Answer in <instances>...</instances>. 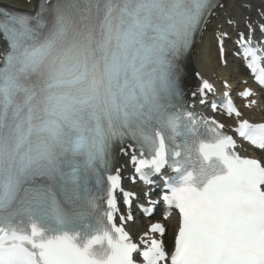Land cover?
<instances>
[{"label":"clouds","instance_id":"1","mask_svg":"<svg viewBox=\"0 0 264 264\" xmlns=\"http://www.w3.org/2000/svg\"><path fill=\"white\" fill-rule=\"evenodd\" d=\"M191 8L192 0H41L22 35L0 48V209L20 215L50 199L43 181L56 177L75 200L82 175L121 142L164 160L174 154L183 187L218 174L219 161L201 154L204 133L174 107L183 71L174 48ZM32 230L0 218L7 264H24L20 249L36 251Z\"/></svg>","mask_w":264,"mask_h":264},{"label":"snow or ice","instance_id":"2","mask_svg":"<svg viewBox=\"0 0 264 264\" xmlns=\"http://www.w3.org/2000/svg\"><path fill=\"white\" fill-rule=\"evenodd\" d=\"M217 6V0H192L188 14L189 28L174 48L175 56H184L194 46L195 35L208 22V14ZM27 15L11 18L12 35H22L19 28L25 27ZM213 86L204 81L202 92L212 91ZM251 95V93H248ZM215 107V105H213ZM229 111H235L229 101ZM239 115V113H237ZM187 116L195 124L194 114ZM213 123H215L213 121ZM223 128V125H219ZM210 141H203L200 151L206 161L215 158L220 163L216 171L203 188L185 186L165 196L168 205L179 210L182 217L178 237H173L175 251L170 255V264H264V166L255 159H242L231 151L234 140L215 128ZM239 134L264 149V124L241 123ZM135 159V158H134ZM162 153L151 161L141 160L140 167L148 164L164 163ZM227 171L223 172L222 169ZM113 189L119 184V177H112ZM114 199L109 203L115 207ZM112 218L111 215L109 217ZM131 220V217H128ZM115 234H104L111 248L107 264H134L133 253L137 245L130 242L123 228L115 227ZM168 229L160 223H154L152 233L161 236ZM33 237H41V231L33 226ZM16 237H8L15 239ZM36 251L20 249L16 255L24 258V264H95L89 259L88 248L99 243L100 237L89 242L88 248L81 250L72 238L65 235L56 239L32 240ZM12 249L7 253H12ZM37 256L39 260H37ZM145 264H161L166 261V247L153 239L142 253ZM0 264H7L6 252L0 248Z\"/></svg>","mask_w":264,"mask_h":264},{"label":"bare ground","instance_id":"3","mask_svg":"<svg viewBox=\"0 0 264 264\" xmlns=\"http://www.w3.org/2000/svg\"><path fill=\"white\" fill-rule=\"evenodd\" d=\"M36 2L37 0H0V5H5L12 8L33 9L36 5ZM253 2H257V0H222L220 9L213 16L210 24L207 26L206 32H204L199 44L196 46L195 52L191 55L189 60L192 71L196 76L197 81H199L200 78V82L194 88V93H197V97H195L193 101H199L204 98V96L198 94L197 92L200 84L203 85L204 81H208L209 83L213 81L218 86H220L222 85L223 81L231 79V72L236 68L228 64L225 67L221 65L215 41L216 39L218 40L221 38L222 34L224 33L223 29L234 31L239 27L240 24H243L247 27V32L249 34H255L256 28L260 27L258 22L264 19V14L262 13L261 9H259L260 6H258V8L251 6ZM234 7H239L240 11L241 9L243 10V13L248 12V15L256 13L258 18H247V23H244L243 20H241L240 22H236L234 18H231L233 16L231 9ZM209 27L214 28V30L216 31L215 34L212 35L210 33ZM2 41L3 40L0 39V48H3ZM241 79L245 80L243 77H241L240 80ZM259 110L262 112L255 114L254 116H250L255 117V120L257 121H263L264 103L260 105ZM120 159V168H123V166H126L127 160L123 157H121ZM126 170L127 168L125 169V171ZM174 223L175 220L170 219L167 223L168 228L171 229ZM129 229L131 232L136 231L137 234H141L145 231L146 224L144 225V227H142L136 222L130 225ZM168 235L169 234H167L166 237Z\"/></svg>","mask_w":264,"mask_h":264},{"label":"rangeland","instance_id":"4","mask_svg":"<svg viewBox=\"0 0 264 264\" xmlns=\"http://www.w3.org/2000/svg\"><path fill=\"white\" fill-rule=\"evenodd\" d=\"M28 3H30V2H28ZM237 8H238V9H237ZM233 9H235V10H234V12L236 13L235 16H239V11H240L239 7H234V8L231 9V11H232ZM242 11H243V10L241 9V11H240V12H241V13H240L241 15L243 14ZM232 13H233V12H232ZM233 16H234V14H233ZM209 29H210V33H211L212 35L215 34V33H213V32H215L214 28H212V27L210 28V27H209ZM193 59H194V56H193ZM193 65H194V64H193ZM241 80H243V79H241ZM168 236H169V235H168ZM168 236H167V237H168Z\"/></svg>","mask_w":264,"mask_h":264}]
</instances>
